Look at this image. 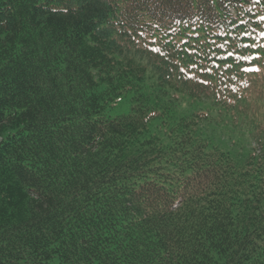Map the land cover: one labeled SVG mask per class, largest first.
Wrapping results in <instances>:
<instances>
[{"label": "trees", "instance_id": "obj_1", "mask_svg": "<svg viewBox=\"0 0 264 264\" xmlns=\"http://www.w3.org/2000/svg\"><path fill=\"white\" fill-rule=\"evenodd\" d=\"M263 106L264 0H0V264H264Z\"/></svg>", "mask_w": 264, "mask_h": 264}, {"label": "rangeland", "instance_id": "obj_2", "mask_svg": "<svg viewBox=\"0 0 264 264\" xmlns=\"http://www.w3.org/2000/svg\"><path fill=\"white\" fill-rule=\"evenodd\" d=\"M128 109H129V107L126 104H122L121 106H117L116 108H114L112 113L114 115L126 113L128 111ZM260 114H261V120L264 121V106L261 108Z\"/></svg>", "mask_w": 264, "mask_h": 264}, {"label": "snow or ice", "instance_id": "obj_3", "mask_svg": "<svg viewBox=\"0 0 264 264\" xmlns=\"http://www.w3.org/2000/svg\"><path fill=\"white\" fill-rule=\"evenodd\" d=\"M257 71H258V69H257Z\"/></svg>", "mask_w": 264, "mask_h": 264}]
</instances>
